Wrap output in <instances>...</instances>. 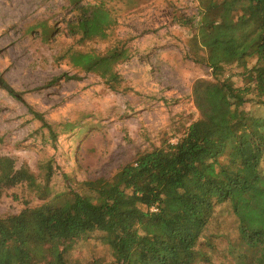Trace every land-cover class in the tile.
I'll use <instances>...</instances> for the list:
<instances>
[{"label":"trees","instance_id":"trees-1","mask_svg":"<svg viewBox=\"0 0 264 264\" xmlns=\"http://www.w3.org/2000/svg\"><path fill=\"white\" fill-rule=\"evenodd\" d=\"M65 2L73 15L66 36L106 47L69 48L61 60L117 91L116 67L129 59L132 39L114 35L116 10L104 0ZM196 17L195 26L182 16L173 20L194 26L186 55L210 79L192 84L198 116L175 144L139 153L109 179L78 183V191L64 176L65 189L53 192L49 164L36 176L0 157V192L25 185L42 201L0 216V264H209L216 243L231 238L214 222L221 208L233 219L234 263L264 264V0H196ZM36 29L48 42L49 28L41 23L29 31ZM79 80L64 74L51 85ZM0 88L18 99L3 81ZM32 115L54 137L42 116ZM94 237L102 253L78 254Z\"/></svg>","mask_w":264,"mask_h":264},{"label":"rangeland","instance_id":"rangeland-1","mask_svg":"<svg viewBox=\"0 0 264 264\" xmlns=\"http://www.w3.org/2000/svg\"><path fill=\"white\" fill-rule=\"evenodd\" d=\"M91 0H86L90 2ZM113 7L114 35L126 39L129 59L116 67L122 79L117 91L92 74L76 73L61 60L67 49L93 48L102 52L106 44L80 46L65 34V22L73 15L65 0H0V81L17 98L0 88V157L26 165L41 176L45 165L52 168L49 184L53 192L79 190L78 183L109 179L139 153L175 144L184 129L197 118L191 86L197 79H210V71L193 63L186 46L194 33L196 0H104ZM182 16L192 28L174 23ZM45 24L51 38L44 42L39 30ZM67 74L79 81H51ZM42 116L53 132L34 118ZM72 128L68 133L66 128ZM36 207L25 185L0 192V216L19 213L24 204ZM220 209L214 222L231 238L216 243L209 264H235L228 245L235 241L232 218ZM228 236V237H229ZM96 237L81 256L101 254ZM77 252L75 256L78 255Z\"/></svg>","mask_w":264,"mask_h":264},{"label":"built area","instance_id":"built-area-1","mask_svg":"<svg viewBox=\"0 0 264 264\" xmlns=\"http://www.w3.org/2000/svg\"><path fill=\"white\" fill-rule=\"evenodd\" d=\"M151 211H152V212H154V211H155V209H151Z\"/></svg>","mask_w":264,"mask_h":264}]
</instances>
